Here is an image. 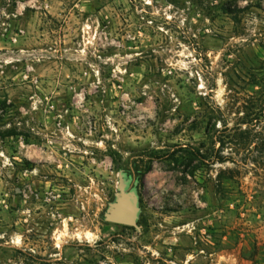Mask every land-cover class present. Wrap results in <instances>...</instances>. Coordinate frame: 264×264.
<instances>
[{
	"label": "rangeland",
	"instance_id": "1",
	"mask_svg": "<svg viewBox=\"0 0 264 264\" xmlns=\"http://www.w3.org/2000/svg\"><path fill=\"white\" fill-rule=\"evenodd\" d=\"M263 137L264 0H0V264H264Z\"/></svg>",
	"mask_w": 264,
	"mask_h": 264
},
{
	"label": "water",
	"instance_id": "2",
	"mask_svg": "<svg viewBox=\"0 0 264 264\" xmlns=\"http://www.w3.org/2000/svg\"><path fill=\"white\" fill-rule=\"evenodd\" d=\"M118 191L115 201L109 204L105 212V220L112 224L137 228L140 212L138 195L135 191L128 190V184L122 172L118 175Z\"/></svg>",
	"mask_w": 264,
	"mask_h": 264
},
{
	"label": "trees",
	"instance_id": "3",
	"mask_svg": "<svg viewBox=\"0 0 264 264\" xmlns=\"http://www.w3.org/2000/svg\"><path fill=\"white\" fill-rule=\"evenodd\" d=\"M1 104H2V110H3V111H4V110H7V108H9V107L7 106L5 100H4L3 102H1ZM224 126H225V128H224L225 131H229V130H230V131L233 132V133L239 131V127H238V128H236V127L228 128L227 125H224ZM226 126H227V127H226ZM7 135H13V132H12V131H8V132H7ZM15 135H18V134H15ZM240 135H243V136L247 135V137H248V133H247V131L242 132ZM255 143H256V144H255V152H257L258 160H259V159L264 160V137L261 138L259 141L257 140V142H255ZM258 160H256V161H258ZM219 161H220V162H225L226 160H225V158L222 157V158H219ZM128 228H130V227H128Z\"/></svg>",
	"mask_w": 264,
	"mask_h": 264
},
{
	"label": "flooded vegetation",
	"instance_id": "4",
	"mask_svg": "<svg viewBox=\"0 0 264 264\" xmlns=\"http://www.w3.org/2000/svg\"><path fill=\"white\" fill-rule=\"evenodd\" d=\"M116 227H120V228H123V229H128V226H124V225H114Z\"/></svg>",
	"mask_w": 264,
	"mask_h": 264
}]
</instances>
